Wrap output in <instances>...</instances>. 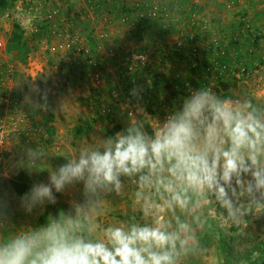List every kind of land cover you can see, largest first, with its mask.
<instances>
[{"label": "clouds", "instance_id": "9594fccd", "mask_svg": "<svg viewBox=\"0 0 264 264\" xmlns=\"http://www.w3.org/2000/svg\"><path fill=\"white\" fill-rule=\"evenodd\" d=\"M47 160L27 148L19 167L46 182L0 193V264H186L208 254L210 212L231 227L264 214V105L209 84L163 119L137 105L113 135ZM124 195L132 214L105 221Z\"/></svg>", "mask_w": 264, "mask_h": 264}, {"label": "rangeland", "instance_id": "374dc122", "mask_svg": "<svg viewBox=\"0 0 264 264\" xmlns=\"http://www.w3.org/2000/svg\"><path fill=\"white\" fill-rule=\"evenodd\" d=\"M5 1V7H0V41L3 43V48H0V117L9 134L7 142L0 146V193L14 195L9 181L20 171L29 176L31 183L46 182V171H28L19 167L27 148L42 149L47 156L48 165L54 168L64 162V157L73 155L90 139L108 135L115 125L121 129L127 122L129 113L136 112L137 105L148 116L163 119L173 105L179 106L181 96L186 97L195 90L193 80L197 84L201 83V87L210 84L221 95L247 98L258 105H264V64L261 65L258 61L264 60V0H158L168 16L164 21H154L160 22L168 33L161 41L162 46L157 42L155 48H149L143 53L139 52V48L149 45L152 40L154 43L157 35H152L154 30L149 29L140 40L136 27L149 26L152 21L141 24L134 17L125 19L131 3L136 0H112L110 4L103 1L100 8H95L90 3L92 7H87V10L91 11V16L85 18L84 24L93 17L97 18L98 25L103 28L101 23H115L118 28L116 23L121 22L118 31L108 32L106 35V30L100 28L95 38H91L99 46L95 53L90 47H82V44H74L70 39H65L64 32L59 37L46 36L45 28L48 23L46 24L42 15L34 17L31 1ZM120 15H124L123 20ZM15 24L23 29L31 48L25 62L18 61L14 54L7 52L6 44ZM34 27L40 30L32 31ZM53 28H61V24ZM256 32L260 34V38L252 47L250 56H247V59L255 58L250 65L247 59L244 60L247 54L245 47L250 41V34ZM71 33L74 34L73 37L77 35L75 31ZM79 33L82 42H87L82 32ZM232 37H237V44L230 42ZM192 38L198 39L200 45L214 38L219 39L223 44V54L227 57L215 59V65L210 64L212 59H207L206 64L210 69L200 71L195 77L190 75L189 80L184 81L183 95L176 85L173 86V91L170 88L163 90L159 99L160 102L164 100L165 107H156L155 103L142 96L128 94L134 82L133 73L127 70L131 64V54H143L151 68L158 67V72L166 78L182 77L189 75L193 68L192 60L195 59H188L191 49L181 56V49L188 48V40ZM236 57L241 58L246 66L239 64ZM68 59H72L70 62L75 67L69 65ZM76 59H91V62L82 64L80 61L77 65ZM68 65L71 68L83 67V70H77L85 74L82 84L76 85L85 90L78 92V96L74 84L69 83L71 85L65 87L60 84L70 81L58 80L62 72L71 69ZM220 65L225 67L223 73L218 74L219 70L214 67L219 68ZM138 72L143 73V69ZM94 73L99 74V79L90 85L87 78ZM99 83H103L106 89H100L96 94ZM222 83L227 84L226 90H223ZM108 89L115 95L110 94ZM64 90L68 93L62 96L61 91ZM171 92L174 100L169 105ZM4 94H8L16 105H3L1 98ZM17 112L32 117V120L28 119L30 126L11 120ZM112 114L114 120L110 122L106 117ZM29 127L32 128L30 131L27 130ZM13 128L16 130L13 131ZM132 212L130 198L124 195L116 197L107 206V215L103 219H125ZM17 215L20 216V213ZM209 216L214 222V228L204 232L201 239V243L209 249L208 254L201 258L191 257L186 264H264V214L247 217V221L239 227L216 223L217 217L213 212Z\"/></svg>", "mask_w": 264, "mask_h": 264}, {"label": "trees", "instance_id": "16d2710c", "mask_svg": "<svg viewBox=\"0 0 264 264\" xmlns=\"http://www.w3.org/2000/svg\"><path fill=\"white\" fill-rule=\"evenodd\" d=\"M6 5V1L5 0H0V7H5ZM147 21H152L151 24L149 26L145 25H140L137 26V31L139 34V39H142V35L145 32V36L146 34L149 32V29H153L154 32L152 33L155 34L156 33V41L153 43V40L149 43V45H145L144 47H142L139 52H145L146 50H148L149 48H155L156 43H160L162 46L161 41L165 39L168 30L167 29H163V27L161 26L160 22H155L154 20H147ZM144 21H139V23L143 24ZM147 26V27H146ZM24 31L23 29L15 24L13 25V30L11 32L10 38L7 41L6 44V48H7V52L8 53H12L15 55V58L20 61V62H25V59L28 55V53L31 51V48L29 46V42L27 40V38L24 36ZM260 38V34L258 32L254 33V34H250L249 40L248 41V45L245 47V51H246V56L244 58L247 59V56H250V53L248 52V50L251 47H254L255 44H257V41ZM145 39V38H144ZM198 39H194L192 38V40L190 41V39L188 40L189 43V47H188V51L194 50L197 52L198 56H200L198 59L199 60H192L193 62H195V67H193L192 69H190V73L189 75H185V76H176V77H172V78H166L165 76H163L161 73L158 72V67L155 68H151L150 65H143L140 69H143V73L142 72H135L133 74V83L131 85V89H130V93H132L133 89H136L139 93L138 96H142V98L148 100V101H152V103H155L156 107H165V102H163L164 100H162L160 102V93L163 90H166L168 88H170L172 91V87L173 86H177V88L180 90L181 95L184 94V89H183V84L185 85L184 81L189 80V76L190 75H194V77L196 76V74H198L200 71H204L206 70L207 67V59H225L227 57L226 54H223V49L220 51H216V49H214V47L211 48V50H206L203 49L200 44L199 41H197ZM230 42L233 44H237V38L236 37H232ZM163 49V48H161ZM185 49V51H186ZM160 51V50H159ZM182 56V55H181ZM252 56V54H251ZM186 57V56H185ZM178 58L180 59V56H178ZM188 59H192V57L190 55H188ZM236 59H238V63L241 65H245V62H241L243 61L241 58L236 57ZM253 59L255 58H250L247 59V63L248 61L250 62V65H252L253 63ZM259 64H264V60L262 59H258ZM191 81V80H190ZM170 83H174V84H170ZM193 87L195 89L200 88L202 85L201 83L197 84V82L192 83ZM222 87L223 90L227 89V84L226 83H222ZM132 95V94H131ZM182 99L184 98V96H181ZM152 99V100H151ZM181 99V100H182ZM174 100V94H172V92L169 95V101L168 104L171 105L172 101ZM174 107V105L172 106V108ZM107 120L112 122L114 120V114L112 115H108ZM120 127L115 125L113 126V128L109 131L108 135H113L116 131H119ZM10 187L12 189V192L14 194H19V193H23L24 191H26L28 189V187L31 185V179L29 178V176L23 172L20 171L18 172L10 181H9Z\"/></svg>", "mask_w": 264, "mask_h": 264}, {"label": "built area", "instance_id": "2783aa9c", "mask_svg": "<svg viewBox=\"0 0 264 264\" xmlns=\"http://www.w3.org/2000/svg\"><path fill=\"white\" fill-rule=\"evenodd\" d=\"M29 1H31L33 3L34 17H37L38 15H42L43 20L46 22V24L48 23L47 28L45 29V31L47 32L46 36L55 35L56 37H59V36H61L62 32H64L63 34H64L65 39L66 38L70 39V42L74 43V44H82V37L78 34V32L75 30V28L82 29V27L78 28L79 26H77V25L82 26L83 21H85V18L91 16V11L85 10L81 13H76V12L70 13L68 15L69 19L64 18V19H62L63 22H61V13H62L61 7L62 6L59 5L60 3L59 4L56 3L50 9L45 11L44 5L42 2L43 0H29ZM84 1L90 7L91 6L90 3H93V1H96V0H84ZM103 1L105 3H110L112 0H103ZM93 6H94V4H93ZM20 9H21V7H20ZM167 13L168 12L164 8L161 7V1H158V0H136L134 3H131V5L129 7V16L126 17V19H130L131 17H134L138 21H147V20L164 21L166 19V17L168 16ZM55 22H58L59 24H61L62 29L61 28H58V29L52 28L51 24H54ZM62 24H63V26H62ZM73 26H75V27H73ZM31 30L38 32L40 30V28L34 27ZM71 31L77 32V35L75 34V37H73L74 34H72ZM191 40L192 39H190V41ZM200 46L206 50H211L212 47H214V49H216V51H220L223 49L222 42L219 41V39H217V38H214L209 42L201 43ZM67 47H69V46L67 45ZM0 48H3V43L1 41H0ZM251 49H252V47L248 50L249 53L252 52ZM141 53L136 52L135 54L130 55L129 61L131 62V64H129L127 67V70L129 73L134 74L143 65H146V64L149 65L148 60L145 59L144 55ZM191 56H192V59H195V60H199L198 58L200 57V56H198L197 52L194 50H191ZM80 61H82V64H85L88 62L90 63L91 59H76V64L79 65ZM210 64L215 65V64H217V62L215 61V59L212 58V62H210ZM192 66L195 67V62H193ZM223 67H225V66L220 65L219 68L214 67V69L219 70L218 74H221V73H223ZM206 69L209 70L210 68L207 67ZM98 79H99V74L94 73V74L89 76V79L87 78V80H88L87 82H89V84L91 85L93 83L98 82ZM172 88L174 89V87H172ZM1 103L5 106H9L10 104L16 105V103L14 101H12V99L10 98V96L8 94L3 95V97L1 98ZM15 114H16V116L13 117L11 120L16 122L17 124L24 123L27 126H30L28 124V119L32 120V117L24 114L23 112H21V113L17 112ZM31 124H32V122H31ZM35 126H36V124H35ZM31 129H32L31 127L27 128L28 131H30ZM33 129L35 130V127H33ZM12 130L15 131L16 128H13ZM8 134H9V131L6 130V128L3 124V121H2V117H0V146H3L7 142L6 140L8 138Z\"/></svg>", "mask_w": 264, "mask_h": 264}, {"label": "crops", "instance_id": "0c3cea01", "mask_svg": "<svg viewBox=\"0 0 264 264\" xmlns=\"http://www.w3.org/2000/svg\"><path fill=\"white\" fill-rule=\"evenodd\" d=\"M61 1V2H60ZM43 2V5H44V10L45 11H47L48 9H50L53 5H55L56 3L57 4H59V5H61L62 7H61V11H62V13H61V22H63L62 21V19H64V18H67V19H69V17H68V15L70 14V13H74V12H76V13H81V12H83V11H85V10H87V7H89V5L84 1V0H43L42 1ZM102 2H103V0H96V1H93V4H94V6L93 7H95V8H100L101 6H102ZM111 3V2H110ZM109 3V4H110ZM24 6H27V4H25ZM91 7V6H90ZM100 11V10H99ZM100 14H102V13H100ZM99 14V15H100ZM128 14H129V11H127V15H126V17L128 16ZM107 15H111V14H107ZM95 16H97V14H95ZM112 16V15H111ZM120 17L122 18V20H123V17H124V15L122 16V15H120ZM126 17H125V19H126ZM119 21V20H118ZM98 20H97V18L96 17H93L92 18V20L91 19H89L85 24L83 23V25L81 26V25H77V26H79L78 28H81L82 27V29H77V32L79 33L80 31L82 32V34H83V36H85L86 37V39H87V42H82V47H90L91 48V50H92V52L93 53H95V49H96V47H99L98 45H95V39H91L92 37H94L95 38V36H96V33L97 32H99V30H100V28L101 29H103V30H106V35H107V33L108 32H112V31H118V29H120L121 28V25H119L121 22H117L116 24H117V26H118V28L117 27H115V23H110L109 25H105L104 23H101L103 26H104V28L103 27H101L100 25H98ZM59 23L58 22H55L54 24H53V26H56V25H58ZM53 26H52V28H53ZM46 29V28H45ZM62 29V28H61ZM117 29V30H116ZM80 34V33H79ZM81 35V34H80ZM88 45H87V44ZM142 48V47H141ZM141 48H139V49H141ZM188 49V48H187ZM187 49H186V52H187ZM54 51V50H53ZM181 51L183 52V53H181V55H182V57H183V55H184V52H185V49H181ZM109 59H111V58H109ZM72 59H68V62H69V65L71 66V67H75V65L73 64V62H70ZM66 61V60H65ZM67 62V61H66ZM68 65V66H69ZM67 66V67H68ZM68 67V68H71V67ZM77 70H83V67H80V68H71L69 71H66V72H62V75H61V78L59 79L58 78V80H63V81H67V80H69L70 82H68V83H66V82H62L60 85L62 86V85H67L68 87L71 85V84H69V83H72V84H74V89L77 91L76 93H77V96H78V92H80V91H82V90H85V89H81V87L82 86H78V85H76V84H82V77L85 75V74H81L79 71H77ZM58 76H60V74L58 75ZM63 76V77H62ZM66 87V86H65ZM98 87H99V90H97L96 89V94H98L99 92H100V89L101 90H105L106 88H104L103 87V83L102 84H98ZM92 88V87H91ZM129 88V87H128ZM130 89L131 88H129V91H130ZM70 90H72V89H70ZM109 90V89H108ZM65 91V90H64ZM62 92L61 91V95L63 96L65 93H68L67 91H65V92ZM73 91V90H72ZM110 91V94H113V96L115 95L114 93H112L113 91H111V90H109ZM20 94L21 95H23V92H20ZM128 94H130L131 95V93L129 92ZM62 100H63V98H62Z\"/></svg>", "mask_w": 264, "mask_h": 264}]
</instances>
